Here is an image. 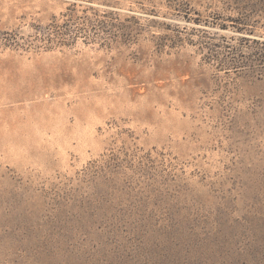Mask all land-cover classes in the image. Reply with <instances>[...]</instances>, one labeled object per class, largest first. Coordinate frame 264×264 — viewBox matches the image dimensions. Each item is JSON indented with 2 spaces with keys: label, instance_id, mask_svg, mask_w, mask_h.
I'll list each match as a JSON object with an SVG mask.
<instances>
[{
  "label": "rangeland",
  "instance_id": "374dc122",
  "mask_svg": "<svg viewBox=\"0 0 264 264\" xmlns=\"http://www.w3.org/2000/svg\"><path fill=\"white\" fill-rule=\"evenodd\" d=\"M0 264H264V0H0Z\"/></svg>",
  "mask_w": 264,
  "mask_h": 264
},
{
  "label": "trees",
  "instance_id": "16d2710c",
  "mask_svg": "<svg viewBox=\"0 0 264 264\" xmlns=\"http://www.w3.org/2000/svg\"><path fill=\"white\" fill-rule=\"evenodd\" d=\"M50 25H51V27H49V28H53V31H55V33H52V31H50V29H47L46 32H43L44 38L42 39V41H45L47 43L53 42V41H58V43H64L63 42L64 40L62 39V37L65 34V32L64 31H57L56 30L57 24L56 25L49 24L48 26H50ZM5 40L10 44L12 42V40H9L8 38H5ZM13 42L15 44H17V42L15 40H13Z\"/></svg>",
  "mask_w": 264,
  "mask_h": 264
}]
</instances>
